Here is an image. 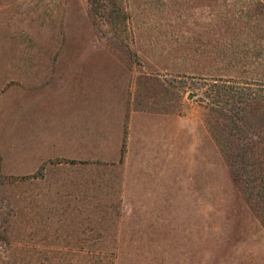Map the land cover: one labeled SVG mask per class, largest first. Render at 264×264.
<instances>
[{
  "label": "rangeland",
  "instance_id": "1",
  "mask_svg": "<svg viewBox=\"0 0 264 264\" xmlns=\"http://www.w3.org/2000/svg\"><path fill=\"white\" fill-rule=\"evenodd\" d=\"M258 52L264 0H0V264H264L205 93Z\"/></svg>",
  "mask_w": 264,
  "mask_h": 264
},
{
  "label": "trees",
  "instance_id": "2",
  "mask_svg": "<svg viewBox=\"0 0 264 264\" xmlns=\"http://www.w3.org/2000/svg\"><path fill=\"white\" fill-rule=\"evenodd\" d=\"M258 54L257 57H260L259 62L257 61V65L255 64L254 67L256 69L261 68L262 72L259 75L264 76V58H262L264 54L262 56H260L261 52H258ZM208 86L209 88L205 93L215 98L222 95L227 96L228 88L231 89L229 101L234 105L231 114L227 118L232 124L230 128L238 135L236 137L240 136V142L234 144L235 148L232 153L235 166L240 169L239 172L237 168L236 175L237 177L243 175L240 178L243 185L246 189L252 190H247L248 196L264 218V135L261 134L263 130L257 128L256 132L252 133L249 141L244 140L248 130L247 113L250 110L252 111L253 108V120L260 121V110H264V79H255L253 83L243 82L242 85L236 84L234 86L224 81L221 83L210 82Z\"/></svg>",
  "mask_w": 264,
  "mask_h": 264
}]
</instances>
